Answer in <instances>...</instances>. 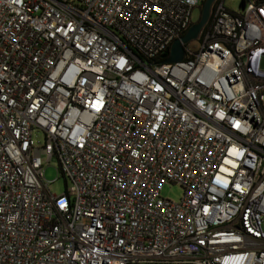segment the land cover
Segmentation results:
<instances>
[{
	"label": "built area",
	"instance_id": "obj_1",
	"mask_svg": "<svg viewBox=\"0 0 264 264\" xmlns=\"http://www.w3.org/2000/svg\"><path fill=\"white\" fill-rule=\"evenodd\" d=\"M202 1L0 0V264H264V2L164 63Z\"/></svg>",
	"mask_w": 264,
	"mask_h": 264
},
{
	"label": "rangeland",
	"instance_id": "obj_2",
	"mask_svg": "<svg viewBox=\"0 0 264 264\" xmlns=\"http://www.w3.org/2000/svg\"><path fill=\"white\" fill-rule=\"evenodd\" d=\"M224 8L235 13L241 14L242 11L239 9L240 0H223ZM200 11L196 9L191 18L192 24H195L199 20ZM191 45H196L192 42ZM34 140L38 143H42L44 140L41 132H35L33 134ZM44 177L46 181L51 182L49 185V191L53 195L60 196L65 193L66 189L70 187V184L61 176L58 161L53 158L51 159L48 166L45 165ZM163 198L169 199L173 202H179L182 198L183 191L179 186L172 184H165L161 193Z\"/></svg>",
	"mask_w": 264,
	"mask_h": 264
},
{
	"label": "water",
	"instance_id": "obj_3",
	"mask_svg": "<svg viewBox=\"0 0 264 264\" xmlns=\"http://www.w3.org/2000/svg\"><path fill=\"white\" fill-rule=\"evenodd\" d=\"M215 1L216 0L202 1L203 4L200 9L199 20L188 29V31L186 32L184 37L181 38V40L175 41L172 44L170 50L162 55V58L164 59V63L174 64L183 61L185 56L183 45H186L191 41L196 40L199 37L200 33L205 28L206 24L211 18L212 7ZM249 3L250 0H240L239 9L241 11H244L245 6L248 5Z\"/></svg>",
	"mask_w": 264,
	"mask_h": 264
},
{
	"label": "trees",
	"instance_id": "obj_4",
	"mask_svg": "<svg viewBox=\"0 0 264 264\" xmlns=\"http://www.w3.org/2000/svg\"><path fill=\"white\" fill-rule=\"evenodd\" d=\"M252 2H255L256 4H262L263 2H264V0H252ZM202 2H201V5H200V9H201V7H202Z\"/></svg>",
	"mask_w": 264,
	"mask_h": 264
},
{
	"label": "flooded vegetation",
	"instance_id": "obj_5",
	"mask_svg": "<svg viewBox=\"0 0 264 264\" xmlns=\"http://www.w3.org/2000/svg\"><path fill=\"white\" fill-rule=\"evenodd\" d=\"M198 10L200 11V8H198Z\"/></svg>",
	"mask_w": 264,
	"mask_h": 264
}]
</instances>
